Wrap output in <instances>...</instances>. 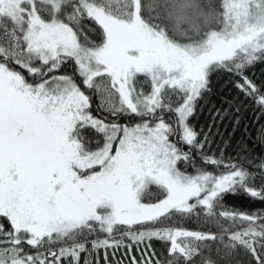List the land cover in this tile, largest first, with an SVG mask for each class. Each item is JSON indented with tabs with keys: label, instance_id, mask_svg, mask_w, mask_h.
Segmentation results:
<instances>
[{
	"label": "snow or ice",
	"instance_id": "obj_1",
	"mask_svg": "<svg viewBox=\"0 0 264 264\" xmlns=\"http://www.w3.org/2000/svg\"><path fill=\"white\" fill-rule=\"evenodd\" d=\"M257 64L264 0H0V264H264V138L192 123Z\"/></svg>",
	"mask_w": 264,
	"mask_h": 264
},
{
	"label": "trees",
	"instance_id": "obj_2",
	"mask_svg": "<svg viewBox=\"0 0 264 264\" xmlns=\"http://www.w3.org/2000/svg\"><path fill=\"white\" fill-rule=\"evenodd\" d=\"M254 75L253 79L258 83L264 81V64H257L251 70ZM212 91L206 101L201 102V106L197 108V114L192 118L196 130L199 132L201 129L208 132L211 125V133L215 135L213 149L224 148L226 152L234 151L243 142L248 147L254 146V141L264 138V115L255 111L251 106H245L240 112L230 110V114L225 116L223 120L219 117L213 121L212 117L216 110L223 111L229 108V101L233 100L236 96L234 89L227 85L223 76H213L212 78ZM234 113V114H231ZM237 118L239 123H236ZM227 141V147H225ZM257 153H261V148L257 145L255 147ZM229 204L240 209L251 210L253 208L261 207L259 203H251L244 198H229ZM157 251H162L159 247V242H156ZM166 254V253H165ZM83 256V254H82ZM88 259L95 264L93 257L89 256ZM241 260L246 261L248 258L241 256ZM100 264H104L101 258Z\"/></svg>",
	"mask_w": 264,
	"mask_h": 264
}]
</instances>
